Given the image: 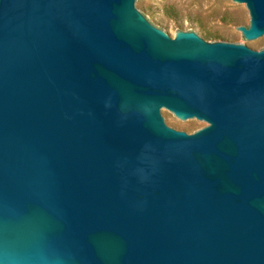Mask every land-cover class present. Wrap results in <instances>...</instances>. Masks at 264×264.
Listing matches in <instances>:
<instances>
[{
  "label": "water",
  "instance_id": "obj_1",
  "mask_svg": "<svg viewBox=\"0 0 264 264\" xmlns=\"http://www.w3.org/2000/svg\"><path fill=\"white\" fill-rule=\"evenodd\" d=\"M146 1L0 0V264H264V50Z\"/></svg>",
  "mask_w": 264,
  "mask_h": 264
},
{
  "label": "rangeland",
  "instance_id": "obj_2",
  "mask_svg": "<svg viewBox=\"0 0 264 264\" xmlns=\"http://www.w3.org/2000/svg\"><path fill=\"white\" fill-rule=\"evenodd\" d=\"M144 11L160 27L168 23L176 30L213 37V42H233L264 50V42L251 43L239 27H249L248 8L241 10L233 0H147ZM166 118L176 130L193 134L207 125L186 124L172 112Z\"/></svg>",
  "mask_w": 264,
  "mask_h": 264
}]
</instances>
